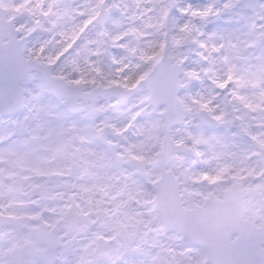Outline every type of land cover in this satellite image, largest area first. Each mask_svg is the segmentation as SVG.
Instances as JSON below:
<instances>
[{
  "label": "snow or ice",
  "instance_id": "snow-or-ice-1",
  "mask_svg": "<svg viewBox=\"0 0 264 264\" xmlns=\"http://www.w3.org/2000/svg\"><path fill=\"white\" fill-rule=\"evenodd\" d=\"M0 264H264V0H0Z\"/></svg>",
  "mask_w": 264,
  "mask_h": 264
}]
</instances>
